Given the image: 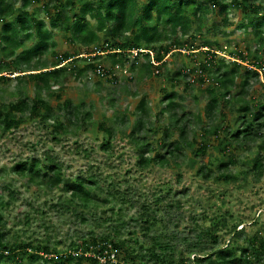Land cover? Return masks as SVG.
Returning <instances> with one entry per match:
<instances>
[{"label": "trees", "instance_id": "obj_1", "mask_svg": "<svg viewBox=\"0 0 264 264\" xmlns=\"http://www.w3.org/2000/svg\"><path fill=\"white\" fill-rule=\"evenodd\" d=\"M36 1L38 0H20V7L17 9L14 3L0 0V23H3L0 48L4 59L10 60L7 64L0 63V84L11 81L3 73L12 68V71L18 73L13 79L17 81L19 94L15 101L9 103L3 102L0 97L1 135L19 129L27 122H42L50 132L51 139L59 142V136L78 134L91 125L94 128H88L89 132L101 136L100 148L108 150L114 128L109 127L105 119L96 122L93 120L94 107L91 103L82 100L73 103L66 98L52 108L42 95L61 101L66 78L71 77L76 81L87 79L88 71L114 85L118 83L116 70L136 71L137 76L131 79L134 82L153 80L168 63L171 52L185 51L191 61L172 80L175 83H180V79L184 80L185 88L199 89L213 97L212 101L207 103L204 118L201 113H185L177 101L178 94L173 89L169 92L162 90L163 95L159 99L161 106L154 116L148 111L145 97L136 101L133 114L139 117L130 135L135 149L139 151L146 147L148 151L153 150L150 142L146 143L144 138L136 139L135 135L141 131L160 135L159 141L166 148L163 155L158 154L151 159L144 158V153L139 152V167L146 169L154 164L164 166L170 162L169 157L176 160L180 156L184 158L189 149L193 150L195 157H202L210 148L219 145L220 157H223L231 144L240 152L250 144L262 140L258 154L254 157L249 155L245 162L252 166V170L258 171L257 177L264 175V100H248L252 82H260L262 78L261 82L264 83V56L259 55L264 52V21L258 22L254 27L252 20L260 11L264 15V6L260 8L257 4L264 0H84L80 6L76 5L75 0H53L41 8L48 24L39 18L38 10L31 14L27 11ZM229 6L246 16L245 26L253 27L258 42V48L251 56L244 51L229 53L234 59L232 61H226L219 55L226 52L220 43L206 38L212 30L208 15L214 18V28L226 35ZM19 9L21 12L16 14ZM13 25L15 26L12 27ZM51 29L60 30L65 44L74 46L72 53L54 51L58 46L51 37ZM33 38H36L35 45L23 48L24 42ZM197 42H202L203 45L199 46ZM50 51L55 61L47 67L44 57ZM133 51L137 52L135 56L132 55ZM195 52L202 56L196 57ZM131 55L133 59H130ZM101 56L110 63L108 69L99 62ZM248 63L251 66L245 65ZM97 69L103 70L102 76L97 74ZM156 70L157 74H154ZM193 73L198 74L192 82L188 78ZM27 84L34 86L33 99L25 93L24 86ZM174 86L172 83L171 87ZM226 105L237 107L240 111L241 117L235 123V131L225 125V115L220 108ZM108 106L113 107L114 101L110 100ZM189 114L196 124L202 125L200 131H191L192 123L185 119ZM114 119L121 127L126 125V114L115 115ZM161 121H165L163 126L159 125ZM211 124L215 125L209 128ZM172 132H177V138L166 146V140H169ZM220 157H209L199 169L198 176L203 182L214 179L220 185L238 182L239 178L230 173V168L236 166L237 161L230 157L221 163ZM62 170L63 167L53 156L44 154L42 158L31 157L18 161L11 166L9 173L13 181H20L25 189H32L35 195L41 193L50 197L53 191L68 195L64 201L68 205L67 211L80 218L81 222L86 220L77 213V208L88 206L93 211L111 207L108 213L104 211L102 218H98L101 220L100 224L111 223L105 229L109 231V235L95 236L93 232L86 233L79 239L72 238L68 246L58 248L57 244L52 246L48 240L36 241L32 236L20 243L10 242L0 233V264H99L101 259L105 260L104 264H119L120 261L137 264L134 246L121 238V229H127L126 233L129 235H134L135 231L120 222L123 218L122 211H114L110 206L117 202L130 208L135 202L131 201L126 192L119 190L113 180L106 184V178L101 181L83 175L72 180L65 178ZM9 186L2 188V191L7 192L8 200L4 201L2 193L0 194L1 225L10 205L16 202ZM59 202L50 201L46 212L32 207L27 201L25 208L29 209V213L24 216L23 226H30L31 213L35 216L50 214L56 211ZM155 202L158 207L156 215L152 216L150 209L143 204L137 216L131 218L144 235L155 232L161 220L157 216L161 199L157 198ZM235 227L236 224H232L233 229L229 231L231 238L224 247H218L220 232L215 233L209 229L206 233H197L192 245L187 247L181 244L178 253L181 259L178 262L172 257L178 252L172 244L174 237L171 236L170 241L165 236L155 235L152 238L154 245L146 250L150 252L148 258L153 260L152 264H257L259 260H262L260 264H264V237L261 233L257 231L245 234ZM223 228L227 229V226L223 225ZM132 244L139 243L134 240ZM139 247L142 250L144 245L139 244ZM198 249L201 256H195L193 261L183 258ZM111 255L114 263L110 260Z\"/></svg>", "mask_w": 264, "mask_h": 264}, {"label": "rangeland", "instance_id": "obj_2", "mask_svg": "<svg viewBox=\"0 0 264 264\" xmlns=\"http://www.w3.org/2000/svg\"><path fill=\"white\" fill-rule=\"evenodd\" d=\"M6 1L7 3H14L17 9L20 7V0ZM52 1L38 0L27 11L31 14L38 10L39 18L48 24V20L44 16V10H41V8L45 3ZM83 1L75 0V3L80 6ZM257 4L260 8L264 6L262 1ZM20 12L19 9L16 14ZM228 12L229 26L225 36L214 28V25H216L214 18L208 15L207 19L209 25H212V30L206 35V38L210 41H217L223 49H226V52L219 54L226 61L234 60L233 57L229 56V53L244 51L247 55H253L254 50L258 48V42L252 30L253 27L245 26L246 16L238 9L229 6ZM252 20L254 27H256L258 22L264 21L263 12L260 11L253 16ZM2 26L3 23H0V35ZM262 28H264V25ZM50 31L51 37L57 42L58 47L54 49L56 53H72L74 51V46L65 44L59 29H51ZM35 43L36 38L26 40L23 48L33 47ZM197 43L199 46L203 45L202 42ZM179 52L173 51L169 54L168 63L166 62V65L162 67L159 75L157 70L155 71L154 74L157 75L153 77V80L146 79V81L143 80L139 83L134 82L131 79H135L137 76L136 71L129 72L125 69L122 72L116 70L118 83L114 85L88 71L86 74L87 79L83 78L76 81L71 77L66 78L64 92L61 93V101L54 97H47L45 94L42 95L43 99L52 108L57 107L58 103L66 98L73 101V103H77L78 100L91 103L94 107L93 120L96 122L105 119L108 126L114 128V135L108 150L100 148L101 136L89 132L88 128H94L91 125L86 126L85 131L78 134L69 133L59 136V142L51 139L50 132L42 122H27L10 133L0 134V194L2 193L4 201L8 200L9 196L7 192L2 191V188L5 185H10L9 187H11L10 189H12L16 201L10 205L3 224H0V233H3L6 239L10 242L20 243L21 240H28L32 236L36 241L48 240L52 246L57 244L58 248H62L68 246L72 238L79 239L86 233L93 232L95 236L109 235V231L105 229H108L107 227L111 223L100 224L101 220L99 219L102 218L104 211L108 213V209L111 207L93 210L95 212L88 206L82 209L76 207L77 213L83 215L86 220V222H81L80 218L67 211L68 205L64 201L67 200L68 195L60 194L58 191H53L50 197L41 193L35 195L32 189H25L20 181H13L9 173L12 165L31 157L42 158L44 154L53 156L61 164L65 178L74 180L80 175L92 179L95 177L101 181L106 178V184L113 180L119 190L126 192L131 201L135 202L130 208L117 202L111 203L110 206L112 205L114 211H122L123 218L120 222L135 231L134 235H129L126 233L127 229L126 231L121 229V238L134 246L133 252L137 264H143L144 262L152 264L153 260L148 258L150 252L146 250L154 245L152 238L155 235L165 236L169 240L171 236L174 237L175 240L172 241V244L178 252L172 257L176 262L181 259L178 254L181 244L189 247L194 243L197 233H206L209 229L215 233L220 232L218 247H224L228 244L231 238L229 233L233 229L232 224H236V230L241 229L245 234L259 231L264 237V175L257 177L258 171L252 170V166L245 162L249 155L254 157L255 154H258L262 140L250 144L240 152H237L234 149L235 145L231 144L227 154L223 157L222 155L220 157L219 147L221 146L219 145L210 148L206 155L202 157H195L193 150L189 149L186 151L184 158L180 156L176 160L169 157L170 162L164 166L154 164L142 169L138 165L141 152L144 153V158L151 159L158 154L163 155L166 148H163L159 141L160 135L141 131L135 135L136 139L144 138L146 143L150 142L153 150L148 151L146 147L140 148L139 151L135 149V143L130 135L134 123L139 117L133 114L136 101L145 97L148 102V111L154 116L161 106L159 99L163 95L162 90L169 92L173 89L178 94L177 101L181 104L185 113L192 115L201 113L203 118L205 117L207 103L212 101L213 97H209L199 89L185 88L184 80H178L180 83H175L172 80L176 73L191 61V57L187 52ZM136 54L137 52L133 51L132 55L135 56ZM132 55L130 59L134 58ZM194 55L198 58L202 56L201 53L197 54V52ZM259 55L263 57L264 52H260ZM44 58L47 67L55 61L51 51ZM192 59H194V56ZM9 61L4 59L0 48V63L7 64ZM99 62L106 69L110 67L107 58L103 56L99 58ZM245 65L247 67L251 66L250 63ZM23 69L25 68L23 67ZM12 70V68H9L3 73V76L10 77L11 81L0 84V97L5 103L15 101L19 95L16 88L17 81L13 79L18 76V73ZM261 81L252 82L248 92L250 102L264 100V83ZM172 83L175 85L174 88L171 87ZM95 87H97V90L94 91ZM24 90L26 95L33 99L34 86L27 84L24 86ZM110 100L114 101L113 107L108 106ZM220 109L225 115V125L230 126L232 131H235V123L241 117L240 111L237 107L228 105ZM121 114H126L127 118L124 127H121L114 119L115 115ZM190 114L185 119L192 123L190 126L191 131H200L202 125L196 124ZM164 122H159V125L163 126ZM152 123H154V117H152ZM214 125L211 124L209 128ZM72 129L70 128V130ZM96 135L97 138H95ZM176 138L177 132H172L165 145L167 146L169 142ZM218 156L221 163L227 161L230 157L237 161L236 166L230 168V173L239 178L238 182L220 185L214 179H210L208 182L201 180L198 176L199 169L206 164L209 157L215 158ZM175 163H177V166ZM157 198L161 199L159 214H157L161 220L155 232L152 231L144 235V232L140 231V228L132 222L131 218L137 216V212L143 204L147 205L152 216L156 215L155 212L158 207L155 200ZM27 201L32 207L46 212H48L47 206L50 201L53 203L60 202L57 204L56 211L50 212V214L35 216L31 213L30 226H23L24 216L29 213V209L25 208ZM223 225H226L227 229L223 228ZM127 227H124V229ZM9 231L11 232L9 233ZM134 240L138 241L139 244H143L144 248L141 250L139 244L133 245ZM193 252L189 256L184 255L183 258L193 261L195 256H201L199 249L193 250ZM261 261L259 260L257 264H260ZM119 264L128 263L120 261Z\"/></svg>", "mask_w": 264, "mask_h": 264}, {"label": "built area", "instance_id": "obj_3", "mask_svg": "<svg viewBox=\"0 0 264 264\" xmlns=\"http://www.w3.org/2000/svg\"><path fill=\"white\" fill-rule=\"evenodd\" d=\"M150 55L152 56V54H150ZM151 61H152V63L155 64V62L152 59H151ZM97 74L100 75V76H102L103 75V70L102 69H97ZM196 74H198V73H196ZM196 74H194V73L193 74H190L188 79H190V81L193 82L195 80V78H196ZM110 260L113 263L115 262V260L113 258V255H111ZM104 263H105V260L104 259H101L99 264H104Z\"/></svg>", "mask_w": 264, "mask_h": 264}]
</instances>
